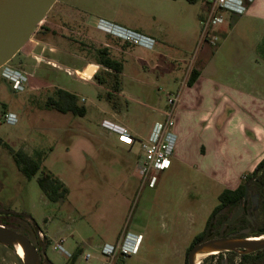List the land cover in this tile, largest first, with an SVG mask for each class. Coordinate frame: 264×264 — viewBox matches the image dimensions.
<instances>
[{
    "label": "rangeland",
    "instance_id": "374dc122",
    "mask_svg": "<svg viewBox=\"0 0 264 264\" xmlns=\"http://www.w3.org/2000/svg\"><path fill=\"white\" fill-rule=\"evenodd\" d=\"M204 2L58 0L26 46V53L32 51L33 58L19 53L10 62L32 75L26 91L14 92L0 71V118L9 112L18 117L15 125L0 124V138L16 151L31 157L40 155L44 168L70 189L64 204L48 202L37 185V177L26 179L8 151L0 149V188L11 192L3 203L14 214L32 217L39 224L46 218L51 220L48 233L59 235L50 240L47 257L55 264H67L70 258L66 252L73 255L77 245L85 244L80 264H186L194 238L202 237L206 220L218 204L217 194L196 195L191 206L195 211H186V181L191 182L193 177L186 176L187 171L181 167L156 173L159 209L152 219H159L151 226L154 237H146L139 254L112 261L101 252V247L115 245L122 235L138 236L140 223L141 234L146 231L150 204L140 199L149 186L144 185L141 174V142L157 120L163 121L154 108L166 109L168 99L175 96L180 68L193 67L183 75L189 81L192 71L199 68L197 59L202 46L215 49L218 45H211L202 35L198 15L205 11ZM101 22L139 34L152 32L156 36H145L156 44L160 40L158 53L131 46L134 48L124 57L129 62L130 76L124 82L118 76L121 95L114 85L118 74L100 64V53L125 42L98 29ZM109 53L117 61L122 59L116 50ZM88 68L98 71L90 77ZM96 75L105 85L96 81ZM60 89L77 96L78 104L88 112L84 118L60 114L46 106ZM122 109L141 138L133 147L124 145L118 135H110L102 127L105 119H111L112 110L120 115ZM263 175L264 171L259 177ZM127 195L131 200L129 214L119 202ZM166 211L174 215L170 219L161 216ZM258 224V228L264 227V215ZM122 230L117 239L116 233ZM62 237L66 240L65 251L55 250ZM261 256L264 261V254ZM0 264L23 262L12 249L0 247Z\"/></svg>",
    "mask_w": 264,
    "mask_h": 264
},
{
    "label": "crops",
    "instance_id": "0c3cea01",
    "mask_svg": "<svg viewBox=\"0 0 264 264\" xmlns=\"http://www.w3.org/2000/svg\"><path fill=\"white\" fill-rule=\"evenodd\" d=\"M204 4V13L198 15L200 25L207 12L206 0ZM225 17L226 24L218 30L221 40L217 47L211 49L210 46H202L200 50L197 59L199 68L195 69L199 76L195 83L189 87L187 78L183 77L187 68L190 70L193 67L180 68L178 74L181 76L175 79L178 103L174 132L177 143L168 170L182 167L187 171L186 176L193 177L191 182L186 181L187 192L184 197L186 205H189L186 211L191 213L195 211L191 206L196 202V195L207 196L210 192H216L218 199L225 190L237 189L246 175L254 172L264 161V0H255L241 17L232 14H226ZM151 33L141 32L142 35L156 36ZM158 41L155 50L150 52L160 51ZM131 46L124 43L108 48L111 53L113 50L121 53L118 55L124 67L121 74L123 82L124 78L130 76L127 74L129 62L124 57L134 48ZM24 55L33 58L32 51L30 55ZM122 93L123 90L120 95ZM161 110L154 108L160 118ZM112 112L109 121L124 126L134 139L141 140L138 129L128 123L123 109L120 115ZM151 131L152 128L147 138ZM156 188L157 185L149 187L143 199H140L150 204L144 235L140 232L141 223L138 228V235L143 236L142 243L147 236L154 237L151 226L159 219H152L153 213L159 209L160 194ZM119 202L125 208V213L129 214L131 200L128 195ZM173 215L166 211L161 216L170 219ZM63 232L64 229L61 234ZM122 233L123 230L116 233V238ZM76 247L74 251L81 249L83 256L87 244ZM82 256L76 264H80Z\"/></svg>",
    "mask_w": 264,
    "mask_h": 264
},
{
    "label": "built area",
    "instance_id": "2783aa9c",
    "mask_svg": "<svg viewBox=\"0 0 264 264\" xmlns=\"http://www.w3.org/2000/svg\"><path fill=\"white\" fill-rule=\"evenodd\" d=\"M254 2L255 0H206L207 12L201 20L203 37L211 45H217L221 40L218 30L226 23L225 15L232 14L236 17H241L247 13L249 7ZM98 29L127 44L142 47L150 51L155 50L156 41L145 35L105 22L99 23ZM21 67L8 63L0 69L3 78L12 85L13 91L16 93H24L32 77ZM177 103V96L168 99L167 108L161 110L163 121L156 122L149 137L141 142L143 153V170L141 174L144 185L148 184L151 188L157 184L156 173L164 172L171 167L177 143V137L174 132ZM3 122L15 125L18 123V117L14 113H7L2 119L0 118V124ZM102 127L118 135L120 142L126 145L132 146L137 142L124 126L105 120L102 123ZM142 240L143 236L141 235L136 236L131 233L122 235L115 245L101 247L102 256L113 261L118 257L129 258L138 255ZM65 241L64 238L59 239L54 249L65 251L63 246ZM66 254L70 256L69 253L66 252ZM87 258H90V256H87Z\"/></svg>",
    "mask_w": 264,
    "mask_h": 264
},
{
    "label": "flooded vegetation",
    "instance_id": "af4514ba",
    "mask_svg": "<svg viewBox=\"0 0 264 264\" xmlns=\"http://www.w3.org/2000/svg\"><path fill=\"white\" fill-rule=\"evenodd\" d=\"M86 71L89 72L88 76L91 77V74L93 75V68H88ZM259 176L260 174L251 182H247L245 180L246 178H244L243 181H246V184L243 194L234 199L231 196L228 197L226 200L230 202L226 201V203L220 204L218 198V204L206 220L203 235L195 244L202 241L207 234V241L217 239L258 241L264 239V227H257L259 226L258 220L261 215H264V175L262 177ZM9 195H11V192L8 189L0 188V228L27 239L35 248L39 256L40 264H55L47 257V253L51 248L50 240L54 239L56 235L53 234V236H50L48 233V225L51 220L46 218V220L39 224L32 217L25 218L21 215L14 214L12 208L3 203L6 202V197H9ZM3 197L4 200L2 199ZM54 205L59 206L61 204L57 203ZM220 205H222L221 209L215 212L216 208ZM237 214V218L228 224ZM14 243L7 240L4 242L0 241V247L12 249L23 264H26L25 260H23L17 249L13 246ZM262 254H264V250L251 254H245V250L243 249L237 252H221L207 257L201 264H207L211 261H214V264H264ZM69 255L70 259L67 264L73 258V255Z\"/></svg>",
    "mask_w": 264,
    "mask_h": 264
},
{
    "label": "water",
    "instance_id": "95a60500",
    "mask_svg": "<svg viewBox=\"0 0 264 264\" xmlns=\"http://www.w3.org/2000/svg\"><path fill=\"white\" fill-rule=\"evenodd\" d=\"M57 2L58 0H0V69L10 63L19 53L27 54V44L31 42ZM237 216L238 214L228 224ZM207 238L208 234L189 251L188 264H195L196 256L200 252H237L243 249L245 254H251L264 250V239L260 241L231 239L207 241ZM6 240L19 241L23 245L26 252V264H40L35 248L27 239L0 228V241Z\"/></svg>",
    "mask_w": 264,
    "mask_h": 264
},
{
    "label": "trees",
    "instance_id": "16d2710c",
    "mask_svg": "<svg viewBox=\"0 0 264 264\" xmlns=\"http://www.w3.org/2000/svg\"><path fill=\"white\" fill-rule=\"evenodd\" d=\"M188 1L190 3L196 2V0H188ZM100 54H101L100 64L105 69L114 71L116 74H118L116 75V79L114 81L115 90L117 93L122 92V89H120L121 83L118 76L123 72L124 69L123 63L111 58L108 48H104ZM198 76H199V72L193 70L188 81L189 87H191L195 83ZM95 79L100 84L105 85V81L102 78H100L98 75L95 76ZM46 106L49 109L54 110L60 114H71L75 117H80V118H84L88 113L85 106H81L78 104V98L76 95H73L63 89L58 90L56 92L55 97H50L46 102ZM3 107L6 108L5 105H3ZM3 113L5 112L3 111ZM1 148H4L5 150L8 151V153L12 156L18 170L21 172L22 175L25 176L26 179L31 181L37 177V185L42 195L46 198V200H48L52 204H57V203L64 204L65 202H67L70 195V189L60 178L54 175L51 171L44 168L43 160H42L43 158L40 155H38L37 157H31L22 150L16 151L13 148H11L7 143L3 142L2 138H0V149ZM263 171H264V161L258 165V167L254 170V172L247 174L245 180L247 182H251L253 179L258 177V175ZM246 181H243L241 186L235 191L225 190L219 196V203L223 204L226 203V201L230 202L226 200L230 196L234 199L235 197H239V195H242ZM221 206L222 205L218 206L215 212H218L221 209ZM200 238L201 235L194 238L188 250V253L195 245V243L199 241ZM81 254H82L81 249L76 250L75 253L73 254L72 261L69 264H76ZM186 264H188L187 260H186Z\"/></svg>",
    "mask_w": 264,
    "mask_h": 264
},
{
    "label": "bare ground",
    "instance_id": "6f19581e",
    "mask_svg": "<svg viewBox=\"0 0 264 264\" xmlns=\"http://www.w3.org/2000/svg\"><path fill=\"white\" fill-rule=\"evenodd\" d=\"M13 246L17 249V251L19 252L20 256L23 258V260H25L26 252H25L23 245L19 241H16ZM214 254H218V252H200L196 256L195 264H201L204 259Z\"/></svg>",
    "mask_w": 264,
    "mask_h": 264
}]
</instances>
